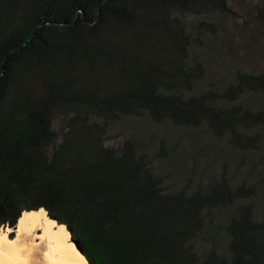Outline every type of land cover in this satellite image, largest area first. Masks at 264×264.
<instances>
[{
    "label": "trees",
    "instance_id": "1",
    "mask_svg": "<svg viewBox=\"0 0 264 264\" xmlns=\"http://www.w3.org/2000/svg\"><path fill=\"white\" fill-rule=\"evenodd\" d=\"M231 11L227 0H0V222L43 204L90 264H264V215L247 203L264 191V157L242 184L224 167L193 191L168 190L134 140L105 144L113 123L146 113L206 124L244 155L262 149L264 72L196 90L207 71L190 56L187 16ZM195 30L217 31L205 20ZM236 204L227 254L200 257L206 215Z\"/></svg>",
    "mask_w": 264,
    "mask_h": 264
},
{
    "label": "rangeland",
    "instance_id": "2",
    "mask_svg": "<svg viewBox=\"0 0 264 264\" xmlns=\"http://www.w3.org/2000/svg\"><path fill=\"white\" fill-rule=\"evenodd\" d=\"M227 4L232 10L230 15L187 16L189 31L192 37L198 38L190 56L205 65L207 71L204 81L196 86L198 92L230 82L237 71L264 72V0H227ZM201 20L212 23L217 31L207 34L195 30ZM254 101L261 103L262 100ZM63 127V118L56 116L54 130L60 133ZM126 139L136 142L140 152L148 158L151 170L164 179L168 190L193 191L198 182L208 183L211 176L218 175L224 167L228 168L236 185L242 184V172L252 170L257 173L254 166L264 157V145L260 151L244 155L230 148L227 139L216 137L206 124L192 128L176 126L171 121L156 123L146 113L113 123L105 144L118 148ZM243 158L247 161L241 167L239 163ZM248 179L254 184L257 178L251 174ZM247 203H253L256 217L262 218L264 191L261 187L258 197ZM239 204L218 208L206 215L202 232L192 242L200 257L211 249L221 255L227 254L230 238L225 226Z\"/></svg>",
    "mask_w": 264,
    "mask_h": 264
},
{
    "label": "clouds",
    "instance_id": "3",
    "mask_svg": "<svg viewBox=\"0 0 264 264\" xmlns=\"http://www.w3.org/2000/svg\"><path fill=\"white\" fill-rule=\"evenodd\" d=\"M51 215L43 204L21 205L14 226L7 219L0 222V264H67L57 237L63 234L71 239V233L66 223ZM77 255L81 264H90L86 256Z\"/></svg>",
    "mask_w": 264,
    "mask_h": 264
},
{
    "label": "bare ground",
    "instance_id": "4",
    "mask_svg": "<svg viewBox=\"0 0 264 264\" xmlns=\"http://www.w3.org/2000/svg\"><path fill=\"white\" fill-rule=\"evenodd\" d=\"M53 232H57V229H53ZM57 240L61 248V254L67 261V264H81L79 256L77 254H83L76 247L75 243L72 242V240H70L69 238L63 236V234H58Z\"/></svg>",
    "mask_w": 264,
    "mask_h": 264
},
{
    "label": "water",
    "instance_id": "5",
    "mask_svg": "<svg viewBox=\"0 0 264 264\" xmlns=\"http://www.w3.org/2000/svg\"><path fill=\"white\" fill-rule=\"evenodd\" d=\"M70 232V231H69ZM74 242V241H73ZM75 243V245H76V247L79 249V247H78V245H77V243L76 242H74ZM79 251H80V249H79ZM81 252V251H80Z\"/></svg>",
    "mask_w": 264,
    "mask_h": 264
}]
</instances>
